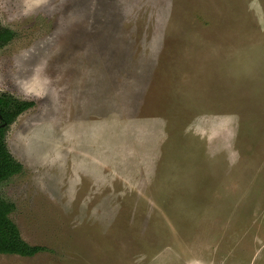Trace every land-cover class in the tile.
Instances as JSON below:
<instances>
[{
  "label": "rangeland",
  "instance_id": "1",
  "mask_svg": "<svg viewBox=\"0 0 264 264\" xmlns=\"http://www.w3.org/2000/svg\"><path fill=\"white\" fill-rule=\"evenodd\" d=\"M0 96L35 105L0 264H264V0H0Z\"/></svg>",
  "mask_w": 264,
  "mask_h": 264
},
{
  "label": "trees",
  "instance_id": "2",
  "mask_svg": "<svg viewBox=\"0 0 264 264\" xmlns=\"http://www.w3.org/2000/svg\"><path fill=\"white\" fill-rule=\"evenodd\" d=\"M15 33L0 24V49L12 41ZM35 105L33 101H23L9 94L0 97V115L6 127L0 129V185L23 171V165L10 153L6 143V131L26 110ZM15 204L4 200L0 195V254H15L33 257L45 248L28 244L21 236L18 226L11 220L10 214Z\"/></svg>",
  "mask_w": 264,
  "mask_h": 264
},
{
  "label": "flooded vegetation",
  "instance_id": "3",
  "mask_svg": "<svg viewBox=\"0 0 264 264\" xmlns=\"http://www.w3.org/2000/svg\"><path fill=\"white\" fill-rule=\"evenodd\" d=\"M3 95H1L0 97H2ZM6 122H3L2 121V116L0 115V129L1 128H5L6 127ZM10 127V126H9ZM8 130V129H7ZM6 133H7V131H6ZM5 139H6V137H5ZM13 156V155H12ZM17 175V174H16ZM15 176V175H14ZM13 177V176H12Z\"/></svg>",
  "mask_w": 264,
  "mask_h": 264
}]
</instances>
